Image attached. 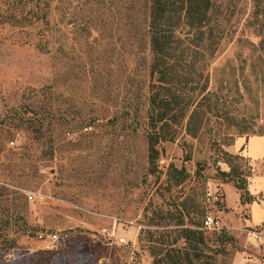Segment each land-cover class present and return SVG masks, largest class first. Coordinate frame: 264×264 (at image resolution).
Instances as JSON below:
<instances>
[{
	"label": "rangeland",
	"instance_id": "374dc122",
	"mask_svg": "<svg viewBox=\"0 0 264 264\" xmlns=\"http://www.w3.org/2000/svg\"><path fill=\"white\" fill-rule=\"evenodd\" d=\"M148 1L50 0L43 52L30 27L0 25V264H151L158 247L184 246L178 218L203 233L188 248L214 264H264V0H213L227 42L208 88L219 84L218 112L233 119L207 114L195 137L177 126L155 145V167L145 141ZM219 68L232 69L241 98L222 96ZM34 113L46 117L40 133L27 127ZM229 170L245 192L220 174ZM206 214L218 231L201 229ZM40 232L57 242L45 248Z\"/></svg>",
	"mask_w": 264,
	"mask_h": 264
},
{
	"label": "trees",
	"instance_id": "16d2710c",
	"mask_svg": "<svg viewBox=\"0 0 264 264\" xmlns=\"http://www.w3.org/2000/svg\"><path fill=\"white\" fill-rule=\"evenodd\" d=\"M148 3L146 28L150 57L147 65L149 83L145 117L148 132L145 141L147 164L155 167L158 155L155 145L159 140L171 139L177 126H182L186 135L195 137L207 114L226 120L228 124L233 119L224 112H218V83H225L223 87L226 91L222 96L230 91L239 98L241 95L236 78H232V69L225 72L219 68V78H214L218 87L208 88L210 61L219 52L220 46L227 42L222 30L217 29L212 13L213 0H149ZM50 8V0H0V25L30 27L34 46L43 52L50 42L46 38L51 34ZM249 45L254 48L251 43ZM235 56L239 57V53L236 52ZM36 117L34 113L33 118H28L32 123L27 127L34 126L32 132L40 133L46 117ZM242 123L235 124L236 133L242 130L241 127H248L243 126L245 122ZM226 137L228 139L231 136ZM47 141L51 143L52 140ZM48 148L47 153H51L53 146L49 145ZM173 171H177V186L184 180L183 168H174ZM220 172L236 190L243 191L241 183L232 181V177L236 176L231 170L228 173ZM176 226L180 227L178 232L184 240V246L169 247L167 250L158 247L150 253L151 264H214L212 255L203 254L197 247L188 248L192 243L203 245V233L191 227L181 228L180 218ZM219 237L225 239L224 234Z\"/></svg>",
	"mask_w": 264,
	"mask_h": 264
},
{
	"label": "built area",
	"instance_id": "2783aa9c",
	"mask_svg": "<svg viewBox=\"0 0 264 264\" xmlns=\"http://www.w3.org/2000/svg\"><path fill=\"white\" fill-rule=\"evenodd\" d=\"M11 143V142H10ZM27 200L28 201H34V200H41V196H35V195H28L27 196ZM201 229L203 231H207V232H216L220 229L217 221L209 214H206L202 220H201ZM253 237L257 240L260 241V237L257 233H253ZM36 239L37 241L46 244L45 248H47L49 245L54 244L55 242H57L58 239V235L57 233H38L36 235ZM119 243L121 244H125L123 239H118Z\"/></svg>",
	"mask_w": 264,
	"mask_h": 264
},
{
	"label": "crops",
	"instance_id": "0c3cea01",
	"mask_svg": "<svg viewBox=\"0 0 264 264\" xmlns=\"http://www.w3.org/2000/svg\"><path fill=\"white\" fill-rule=\"evenodd\" d=\"M249 139V138H248ZM247 141V140H246ZM248 155V154H247ZM249 157V156H248ZM232 186V185H231ZM222 187V184L219 186V188H221ZM234 188V187H233ZM245 191H246V189H245ZM245 191H243V192H245ZM242 194V193H241ZM223 203H224V201H223ZM240 203V202H239ZM225 206V205H224ZM224 209H225V207H224ZM225 211H226V209H225ZM236 211H238L237 209H235V212ZM224 223V222H223ZM225 224V223H224Z\"/></svg>",
	"mask_w": 264,
	"mask_h": 264
}]
</instances>
